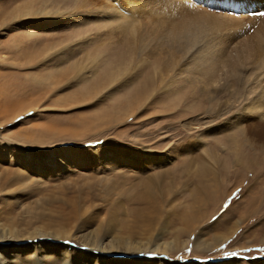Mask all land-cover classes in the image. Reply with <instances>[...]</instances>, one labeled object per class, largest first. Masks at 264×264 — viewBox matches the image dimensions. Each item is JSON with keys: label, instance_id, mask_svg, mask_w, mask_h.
Masks as SVG:
<instances>
[{"label": "rangeland", "instance_id": "rangeland-1", "mask_svg": "<svg viewBox=\"0 0 264 264\" xmlns=\"http://www.w3.org/2000/svg\"><path fill=\"white\" fill-rule=\"evenodd\" d=\"M240 3L248 53L264 1ZM183 5L0 0V264H264V117L243 109L263 69L210 116L214 83L131 37ZM242 114L245 135L219 130Z\"/></svg>", "mask_w": 264, "mask_h": 264}, {"label": "bare ground", "instance_id": "bare-ground-1", "mask_svg": "<svg viewBox=\"0 0 264 264\" xmlns=\"http://www.w3.org/2000/svg\"><path fill=\"white\" fill-rule=\"evenodd\" d=\"M181 1L184 4L183 6H191L190 14L185 12L186 10L182 11V13L177 16L178 20L176 21L177 17L175 19L176 22L172 20L168 28L163 30L160 28L159 30L154 29L153 36L148 34L149 32L141 33L143 30L141 31L139 24L135 23V25H133L131 37L139 44V46L136 44V47L141 53L145 52L147 49H149L150 52H154V49L168 52L170 58L165 62V69H192L193 72H198L200 75L206 77L207 83H214L212 90L208 92L209 107L206 109V113L210 114V116H215L217 113L222 114V111L220 112L218 107L219 98L227 94L229 97L228 99H233L235 103L244 96L245 87L249 82L247 79L248 76L259 69H263L264 71V19L261 20L259 25H257L256 31H254L255 44L253 46L251 44V49H248V53H245L243 49L239 50L235 45H230V42L231 37L236 33V29L242 30L245 22H252V20L256 18L248 17L250 15L248 11L251 2L246 5V3H240V1L243 0H219V2L226 1L229 4H240V11H244L245 13L234 16L235 14L233 12L232 14H228L227 12L221 14L223 11H220L221 13L218 12V14H216V9H218L216 0H205L204 3L203 0H200L204 6L201 4H198L200 6L194 4V2H199V0ZM250 1L259 3L264 0ZM166 7L167 6H165V8ZM171 9L174 10L173 8ZM132 20L134 19L131 17L130 19L126 18L125 22L127 21V23L125 24L129 27L131 23H133ZM150 42H152V44L148 47ZM254 51L258 53V59L254 60V58H251L252 62L250 61V63L249 56ZM174 56H178L177 60H175ZM259 78L260 77L253 76L255 84L251 88L254 92V97L251 99L252 101H250V104H246L243 109L246 112L264 117V77H261L262 80L260 82L258 81L260 80ZM243 121V114L232 117L226 124L221 125L219 130H225L224 133L230 135V133H232L230 130L236 128L242 135H245L244 133L246 131ZM260 126L262 127V125ZM229 137L233 138L234 136ZM232 142L233 141H231V143ZM234 146V149L238 148L236 144H234ZM160 159L164 160L165 156H162ZM151 239H153V236H151L149 240ZM155 244V249L158 250V248H160L159 244Z\"/></svg>", "mask_w": 264, "mask_h": 264}, {"label": "snow or ice", "instance_id": "snow-or-ice-1", "mask_svg": "<svg viewBox=\"0 0 264 264\" xmlns=\"http://www.w3.org/2000/svg\"><path fill=\"white\" fill-rule=\"evenodd\" d=\"M259 15L264 16V12L259 13ZM232 255H235V253H233Z\"/></svg>", "mask_w": 264, "mask_h": 264}]
</instances>
